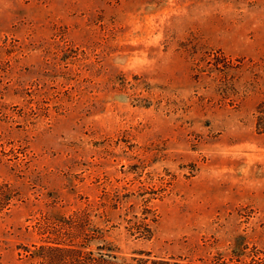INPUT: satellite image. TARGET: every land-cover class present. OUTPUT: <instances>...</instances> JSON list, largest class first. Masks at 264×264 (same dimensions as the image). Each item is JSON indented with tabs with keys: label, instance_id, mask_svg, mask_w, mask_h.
I'll return each mask as SVG.
<instances>
[{
	"label": "rangeland",
	"instance_id": "374dc122",
	"mask_svg": "<svg viewBox=\"0 0 264 264\" xmlns=\"http://www.w3.org/2000/svg\"><path fill=\"white\" fill-rule=\"evenodd\" d=\"M77 248L264 264V0H0V264Z\"/></svg>",
	"mask_w": 264,
	"mask_h": 264
},
{
	"label": "trees",
	"instance_id": "16d2710c",
	"mask_svg": "<svg viewBox=\"0 0 264 264\" xmlns=\"http://www.w3.org/2000/svg\"><path fill=\"white\" fill-rule=\"evenodd\" d=\"M82 243H84V242H82ZM82 247H83V245H82ZM50 250H52V249H50ZM44 252H45L44 248H42L39 252H37L38 258L39 257H42L41 259H43L45 257L47 258L48 256ZM82 254H83V249L82 248H77L76 249V264H110V262L108 261L106 256H103L102 253H99V255H100L99 260H94V259H92L90 257L89 258H85L84 256L82 257ZM63 255H64V257L61 260L62 262L65 261V258H72L71 255H65L64 252H63ZM31 257H33V256H31ZM112 264H122V263L116 261V262H114Z\"/></svg>",
	"mask_w": 264,
	"mask_h": 264
}]
</instances>
